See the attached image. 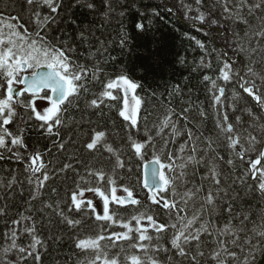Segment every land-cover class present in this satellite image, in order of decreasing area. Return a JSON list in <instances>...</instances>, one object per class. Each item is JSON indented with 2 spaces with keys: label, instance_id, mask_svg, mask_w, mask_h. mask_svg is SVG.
Returning a JSON list of instances; mask_svg holds the SVG:
<instances>
[{
  "label": "snow or ice",
  "instance_id": "snow-or-ice-1",
  "mask_svg": "<svg viewBox=\"0 0 264 264\" xmlns=\"http://www.w3.org/2000/svg\"><path fill=\"white\" fill-rule=\"evenodd\" d=\"M122 6L121 0H12L0 10V163L18 165L0 177V264H45L46 258L49 264H264V0H172L166 7L227 45L209 52L185 34L204 53L197 67L217 73L203 75L213 109L208 135L209 113L191 100L179 110L168 106L172 92L160 105L162 118L149 126L151 113L139 115L137 83L124 74L106 76L95 59L100 49L89 53L94 62L80 63L72 44L51 35L66 7L107 19L123 17L116 11ZM134 27L143 31L145 24ZM78 36L87 40L84 29ZM205 57L215 58V69ZM232 82L239 90L229 97ZM95 85L98 93L91 91ZM103 107L116 108L122 135L91 119L103 117ZM70 110L87 118L76 120ZM31 131L50 144H30ZM110 135H119V147ZM101 149L108 154L103 160ZM149 153L141 178L140 161ZM57 180L63 189L49 188ZM138 190H147L143 199ZM26 191V210L13 212ZM256 193L262 206L254 212L244 203Z\"/></svg>",
  "mask_w": 264,
  "mask_h": 264
},
{
  "label": "trees",
  "instance_id": "trees-1",
  "mask_svg": "<svg viewBox=\"0 0 264 264\" xmlns=\"http://www.w3.org/2000/svg\"><path fill=\"white\" fill-rule=\"evenodd\" d=\"M11 2L12 0H2L0 2V10L4 9L5 4ZM121 2L123 6L117 8L116 11H123V17L116 13H111L107 19L99 14H93L85 8L69 9L66 7L65 11L61 13L64 20L53 28L51 35L58 39L67 40L72 44L76 48L73 58L80 63L94 62L89 60V53L96 54L97 49H100L99 54L95 55V59L100 61L106 76L115 78L117 75L124 74L137 83L139 87L136 90V95L142 99L139 115L143 116L151 113L149 126H151L153 120L162 118L164 112L160 105L169 100L168 93L172 92L171 104L168 106L179 110L181 101L191 100L194 105L203 107L209 113L210 118L206 122L205 134L208 135L213 132L211 94L207 90L209 85L203 82V75L208 74L215 79L217 73L197 67L204 53L196 47L195 40H190L187 36H193L204 42L209 52H211L213 47L217 51H224L227 45L215 34L205 35L204 32L191 28L189 23L177 11H167L166 7L171 6L172 0H121ZM97 3L99 4V0H97ZM153 9L159 12L158 16L152 15ZM140 13H144L148 19H142ZM12 15L15 16L16 12L12 11ZM22 15L24 14L22 13ZM68 18L75 20L76 23H71ZM149 19L152 21L151 24H149ZM137 22L145 24L143 31L134 27ZM18 23H23V21H18ZM25 26L28 27V25ZM82 29L85 30V35L87 36V40L83 42L78 36ZM122 36L127 37L123 47L119 44ZM101 41L104 42V48H101ZM113 57L114 59H111ZM209 58L213 59V68L215 69L217 66L215 58L205 57V59ZM182 59L183 63L181 62ZM237 67L239 68L240 64H237ZM218 83L223 85L224 82L221 80ZM176 85H179V94L175 93ZM233 88L239 90V85L232 82L227 86L226 92L229 97ZM100 90V85H95L91 88L92 92L98 93ZM153 93H155V97ZM120 95L122 96L123 93L121 92ZM90 98L92 97L89 96ZM83 100L84 98L82 97L80 101L81 109L84 108ZM249 103L254 105L255 102L250 101ZM120 106H122V101L118 107ZM102 110L105 113L103 117L92 114L91 119L96 121L98 125L104 126L100 130L106 129L111 133L122 135L124 124L116 108L103 107ZM92 111L89 109L88 113H92ZM236 114L239 115L240 113L237 112ZM69 116L74 117L76 120H80L82 116L87 118L84 112L75 110H70ZM70 130L74 131L75 127L70 125ZM62 134H70V131H65ZM119 135H110L108 137V142L112 143L113 147H119ZM28 142L41 149L50 144V141L41 138L35 131L28 133ZM101 153H98L97 156L103 160L108 154L103 149H101ZM152 158L149 153L146 154L145 160L140 161L138 171L141 178L143 177L144 165ZM17 166L15 161L0 163V177H6L8 175L7 170L15 169ZM21 178L23 179V177ZM65 183L70 185L71 180L69 179ZM51 187L63 189L64 185L60 183V180H57L49 185V188ZM145 191L147 190L139 191L140 199L144 198ZM258 196L259 194L256 193L246 197L244 207L247 208L248 204H251L255 212L257 208L262 206ZM27 199V191L23 197L17 196L12 211L15 213L24 212L27 207L24 201ZM10 218H12L11 215L8 219ZM4 219L0 218V232L5 230ZM52 220V231L58 234L61 228L59 221L55 216L52 217ZM41 235L47 237L48 229H41ZM67 250L68 242L65 240L61 251L66 252ZM55 254L53 253V255ZM61 258H63L62 255ZM45 264H49L48 258H46Z\"/></svg>",
  "mask_w": 264,
  "mask_h": 264
},
{
  "label": "rangeland",
  "instance_id": "rangeland-1",
  "mask_svg": "<svg viewBox=\"0 0 264 264\" xmlns=\"http://www.w3.org/2000/svg\"><path fill=\"white\" fill-rule=\"evenodd\" d=\"M40 103H41L40 101H37V106H38V108H39V106H40ZM45 103H46V102H45Z\"/></svg>",
  "mask_w": 264,
  "mask_h": 264
},
{
  "label": "water",
  "instance_id": "water-1",
  "mask_svg": "<svg viewBox=\"0 0 264 264\" xmlns=\"http://www.w3.org/2000/svg\"><path fill=\"white\" fill-rule=\"evenodd\" d=\"M146 164H147V163H146ZM146 164H145V165H146ZM145 165H144V167H143V172H144Z\"/></svg>",
  "mask_w": 264,
  "mask_h": 264
}]
</instances>
